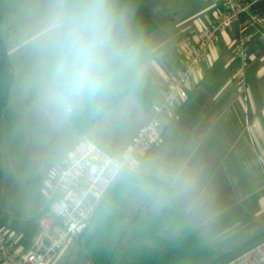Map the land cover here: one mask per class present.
Listing matches in <instances>:
<instances>
[{
	"label": "clouds",
	"instance_id": "1",
	"mask_svg": "<svg viewBox=\"0 0 264 264\" xmlns=\"http://www.w3.org/2000/svg\"><path fill=\"white\" fill-rule=\"evenodd\" d=\"M3 8L18 24V104L41 138L116 127L134 115L150 54L130 0H6ZM90 165L107 186L101 216L130 199L175 232L212 219L200 172L185 163L118 151Z\"/></svg>",
	"mask_w": 264,
	"mask_h": 264
},
{
	"label": "crops",
	"instance_id": "2",
	"mask_svg": "<svg viewBox=\"0 0 264 264\" xmlns=\"http://www.w3.org/2000/svg\"><path fill=\"white\" fill-rule=\"evenodd\" d=\"M145 3L155 22L159 18L166 23L169 36L173 37L176 34L183 36L188 32L192 34L179 57L172 58L173 66L169 73L161 71V74L157 75L153 71V64L146 65L145 70L149 76H152L150 78L154 79L155 87L159 90L158 100H160L168 77L180 67L190 46L198 40L204 29L221 16L224 7L221 0H145ZM259 14L264 16V11ZM156 24L157 26L152 32L158 29L159 25L157 22ZM261 31L264 32V25H255L249 29L246 99L244 100L237 92L234 79L237 64L233 51V39L236 35V27H234L232 30L224 31L209 50L206 60L201 64L199 73L185 89L181 105L172 117L163 120L159 137L160 139L164 134L163 139H165L172 130L176 135L172 142V145L176 147L173 159L196 168L200 175L204 176H201L202 180L213 182L215 185L214 193L211 194L215 198L216 207L212 211L211 221L202 227L199 234L207 243H210V237L214 236L218 244L216 248L219 249L216 251L218 253L226 252V256L216 264L225 261L238 251L240 246L252 245L264 237L262 234L264 232V42L259 39ZM169 51L170 48L167 49L168 56ZM169 58L171 61V57ZM241 106L249 118L251 140L247 146L251 151L248 153V157L251 156L252 163L250 164V161L245 159V154L240 151L241 146L237 144L239 142L233 141L232 146L237 150V160L242 164L245 173L241 176L237 172L241 181L239 188L241 191L236 192V190L231 195L218 183L219 179H208V167L215 166V163L205 162V153L202 149L194 153L193 156L191 151L187 150L191 147L184 143L182 136L178 131H175L177 128L173 127L179 114L184 113L185 108L187 111L184 117L186 122H190L192 116H198V118L201 116V122L197 121L198 124L193 121V129L190 132L198 133L195 140L197 139L200 144L199 148L202 144L204 149V138L208 132L216 130L222 139L227 138L224 135L229 131L230 118L233 121L234 117L239 116ZM194 109L197 112L195 115L192 114ZM160 145L162 146V142ZM61 165L54 171L52 177ZM51 192H60L59 196L66 193L64 190L58 189ZM226 196L230 198V202L227 204L224 202ZM48 212L49 205L36 231L28 230L25 226L2 227L1 230L13 251L19 255H25L34 250L41 235H43V242H48L50 237L55 234L59 223L58 220L52 218L47 224H44ZM47 264H90V262L84 249L73 237L65 241ZM244 264H264V261L254 260Z\"/></svg>",
	"mask_w": 264,
	"mask_h": 264
},
{
	"label": "rangeland",
	"instance_id": "3",
	"mask_svg": "<svg viewBox=\"0 0 264 264\" xmlns=\"http://www.w3.org/2000/svg\"><path fill=\"white\" fill-rule=\"evenodd\" d=\"M5 2L6 0H0V12L3 16L0 21V33L6 41L14 82L11 86L8 103L0 116V230L3 226L18 228L25 226L28 230L34 229L36 231L50 201L61 195L60 192H51L47 187L48 182L51 180L54 171L70 153L72 154L86 140L94 142L109 153L122 151L130 137L150 118L153 106L160 101L158 100L160 93L155 87L154 79L152 80L150 78L152 76H149L145 70L144 84L154 102L149 111H145L138 104L134 115L126 123L119 126L104 129L87 128L83 134L78 132L64 133L51 135L47 139L41 138L34 125L25 119L18 104L17 68L22 60V50L18 46L17 21L3 8ZM156 22L159 25L158 29L144 39L150 54L147 64H153V71L159 75L161 71L165 73L171 71L172 58L179 57L192 34L188 32L183 36L176 34L171 37L168 35L169 30L165 26L166 23L159 18L156 19ZM168 48H170L169 56L167 55ZM169 57H171V61ZM239 95L242 97V94L239 93ZM185 113H187L186 108L184 113L179 114L173 128H177L175 131H178L184 143L191 147L187 150L191 151L194 156V153L202 149L205 153V162L215 163L213 166L215 169L208 167V179H219L218 183L231 195L236 190V192H240L241 181L237 172L241 176L245 172L242 164L237 160V150L232 146V142H239L237 144L241 146L240 151L245 154V159L249 160L251 164L252 158L251 156L248 157V153L251 151L247 146L251 140V132L245 109L241 106L239 116L234 117L233 121L230 118L229 131L224 135L225 138L227 137L226 139H222L216 130L206 133L204 149L202 144L199 148L200 144L197 139L195 140L198 133L190 132L193 129V121L198 124L202 117L192 116L190 122H186ZM196 113L195 109L192 110L193 115ZM163 135L153 149L144 155L165 156L175 161L173 157L176 147L172 145V142L176 135L173 134L172 130L165 139H163ZM161 142L162 146L160 145ZM201 176L204 177L202 174ZM202 182L210 194L214 193L215 185L213 182H207L204 179ZM212 196L211 194V208L214 211L216 203ZM229 200L230 198L226 196L225 204L229 203ZM136 207L142 209L130 199L126 200L124 208L126 211ZM55 219L59 221L58 218L55 217ZM91 226L89 229L92 228ZM202 227L196 229L198 233L202 231ZM78 236L75 237L77 242ZM209 241V244L214 248L218 246L214 236L210 237ZM215 250L218 251L219 249L216 248ZM89 262L92 264L90 259Z\"/></svg>",
	"mask_w": 264,
	"mask_h": 264
},
{
	"label": "built area",
	"instance_id": "4",
	"mask_svg": "<svg viewBox=\"0 0 264 264\" xmlns=\"http://www.w3.org/2000/svg\"><path fill=\"white\" fill-rule=\"evenodd\" d=\"M221 2L223 13L206 27L198 40L190 46L180 67L168 77L162 97L153 106L150 118L131 136L122 151L144 155L153 149L159 140L163 120L175 114L184 99L185 89L199 73L209 50L224 31L234 27L236 35L233 39V51L237 62L234 79L237 92L246 99L249 29L255 25L263 26L264 16L253 10L252 6L256 0ZM259 39L264 42L263 31L260 32ZM86 143L94 145V151H84L83 146ZM108 153L94 142L86 140L63 161L47 185L50 191L58 189L66 192L50 201L49 212L44 221V224H47L52 218L59 219L55 234L47 243L43 242L41 235L34 250L19 255L13 251L7 237L0 230L1 264H47L67 239L78 236L89 225L107 186L103 171L97 170L90 175L86 171V165L91 166V159ZM254 260L264 261V237L259 242L234 252L219 264H244Z\"/></svg>",
	"mask_w": 264,
	"mask_h": 264
},
{
	"label": "trees",
	"instance_id": "5",
	"mask_svg": "<svg viewBox=\"0 0 264 264\" xmlns=\"http://www.w3.org/2000/svg\"><path fill=\"white\" fill-rule=\"evenodd\" d=\"M130 3L134 9V22L145 37L157 24L145 0H130ZM252 7L254 11H264V0H256ZM2 18L0 12V21ZM13 82L6 41L0 33V116L8 103ZM153 104L144 84L139 105L149 111ZM86 130L77 132L83 134ZM106 195L107 190L89 225L78 236V244L92 264H216L226 256V252L218 253L205 242L197 230L175 232L163 223L152 221L143 208L126 211L127 199L116 203L106 216H101L100 206ZM244 247L242 245L237 250Z\"/></svg>",
	"mask_w": 264,
	"mask_h": 264
},
{
	"label": "water",
	"instance_id": "6",
	"mask_svg": "<svg viewBox=\"0 0 264 264\" xmlns=\"http://www.w3.org/2000/svg\"><path fill=\"white\" fill-rule=\"evenodd\" d=\"M262 234H264V232Z\"/></svg>",
	"mask_w": 264,
	"mask_h": 264
}]
</instances>
